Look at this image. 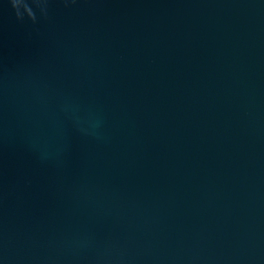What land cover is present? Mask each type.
I'll return each instance as SVG.
<instances>
[{
  "label": "water",
  "instance_id": "obj_1",
  "mask_svg": "<svg viewBox=\"0 0 264 264\" xmlns=\"http://www.w3.org/2000/svg\"><path fill=\"white\" fill-rule=\"evenodd\" d=\"M0 264H264V0H0Z\"/></svg>",
  "mask_w": 264,
  "mask_h": 264
}]
</instances>
